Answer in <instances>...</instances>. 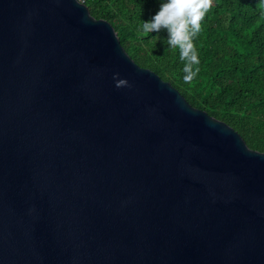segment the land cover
<instances>
[{
  "label": "water",
  "instance_id": "95a60500",
  "mask_svg": "<svg viewBox=\"0 0 264 264\" xmlns=\"http://www.w3.org/2000/svg\"><path fill=\"white\" fill-rule=\"evenodd\" d=\"M0 264H264V151L86 3L0 0Z\"/></svg>",
  "mask_w": 264,
  "mask_h": 264
},
{
  "label": "trees",
  "instance_id": "16d2710c",
  "mask_svg": "<svg viewBox=\"0 0 264 264\" xmlns=\"http://www.w3.org/2000/svg\"><path fill=\"white\" fill-rule=\"evenodd\" d=\"M161 2L85 0L94 17L112 24L137 64L169 81L192 106L233 127L250 148L264 151V4L213 0L195 40L199 73L185 83L179 50L168 46L167 33L141 31Z\"/></svg>",
  "mask_w": 264,
  "mask_h": 264
},
{
  "label": "clouds",
  "instance_id": "9594fccd",
  "mask_svg": "<svg viewBox=\"0 0 264 264\" xmlns=\"http://www.w3.org/2000/svg\"><path fill=\"white\" fill-rule=\"evenodd\" d=\"M260 4H264V0H260ZM212 6L213 0H162L151 20L141 24L144 35L161 30L167 33L168 46L173 51L179 50L185 83H191L199 73L195 40L202 30L201 20ZM113 80L116 88L132 86L126 79L119 78V73L113 74Z\"/></svg>",
  "mask_w": 264,
  "mask_h": 264
},
{
  "label": "built area",
  "instance_id": "2783aa9c",
  "mask_svg": "<svg viewBox=\"0 0 264 264\" xmlns=\"http://www.w3.org/2000/svg\"><path fill=\"white\" fill-rule=\"evenodd\" d=\"M80 2H82V3H85V0H79Z\"/></svg>",
  "mask_w": 264,
  "mask_h": 264
}]
</instances>
